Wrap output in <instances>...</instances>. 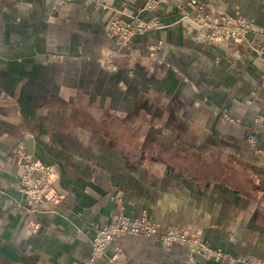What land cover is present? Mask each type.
I'll return each mask as SVG.
<instances>
[{"label":"crops","instance_id":"0c3cea01","mask_svg":"<svg viewBox=\"0 0 264 264\" xmlns=\"http://www.w3.org/2000/svg\"><path fill=\"white\" fill-rule=\"evenodd\" d=\"M107 1L0 0V264H114L118 250L121 264H264L260 58L209 42L184 18L192 0ZM196 1L253 20V43L264 37V0ZM116 16L158 26L123 46L106 33ZM18 144L56 165L59 205L27 209ZM120 207L223 255L126 234L93 260L96 230Z\"/></svg>","mask_w":264,"mask_h":264},{"label":"built area","instance_id":"2783aa9c","mask_svg":"<svg viewBox=\"0 0 264 264\" xmlns=\"http://www.w3.org/2000/svg\"><path fill=\"white\" fill-rule=\"evenodd\" d=\"M72 0H56L57 5H62ZM97 3L107 5V0H96ZM176 3L177 0H147L146 8L153 9L158 3ZM204 2L192 0L189 5L195 11L194 15L184 16L192 20L200 29L205 38L212 43L220 44L233 42L235 44L248 46L254 50L264 66V37L253 43L252 35L257 33L253 20L239 15L229 14L223 11L204 12ZM156 21L148 22L139 17H132L124 20L119 16L111 19L107 25V36L117 40L121 45L133 42L134 37L148 29L157 27ZM158 47H153L152 52ZM153 55V54H152ZM112 67V61L109 62ZM14 160L21 167V185L26 197V207L30 212H36L42 204L57 206L63 199L56 188L55 183L59 177L58 168L53 164H44L30 154L27 147L18 144L14 149ZM53 212V211H51ZM30 231L35 232L37 224L29 223ZM126 234L157 236L164 245L169 248L175 243L189 245L191 253L200 254L206 258L220 257L222 252L214 249L205 241L198 232H190L180 227L161 229L147 215L132 219L125 214L124 208L120 207L112 216L109 224L98 228L92 240V259L96 260L106 255L108 248L114 243L117 237ZM243 261H250L251 264H261L258 261L242 258ZM114 264H121L119 250L108 258Z\"/></svg>","mask_w":264,"mask_h":264},{"label":"rangeland","instance_id":"374dc122","mask_svg":"<svg viewBox=\"0 0 264 264\" xmlns=\"http://www.w3.org/2000/svg\"><path fill=\"white\" fill-rule=\"evenodd\" d=\"M192 21V20H191ZM193 22V21H192ZM194 23V22H193ZM195 24V23H194ZM196 25V24H195ZM197 26V25H196ZM198 27V26H197ZM135 38V37H134ZM149 218V217H148ZM150 219V218H149ZM153 221V220H152ZM154 222V221H153ZM182 229H187V230H189L188 228H182ZM166 230V229H165ZM190 232H196V231H192V230H189ZM162 241V240H161ZM204 257V256H203ZM250 260H254V261H256L254 258H249ZM259 262V261H258ZM261 263V262H260ZM262 264V263H261Z\"/></svg>","mask_w":264,"mask_h":264}]
</instances>
